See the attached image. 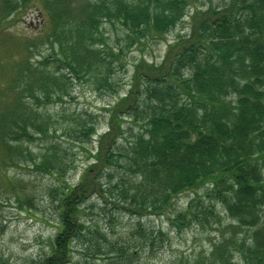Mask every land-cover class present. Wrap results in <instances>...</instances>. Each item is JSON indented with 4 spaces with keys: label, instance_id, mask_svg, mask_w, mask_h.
<instances>
[{
    "label": "trees",
    "instance_id": "obj_1",
    "mask_svg": "<svg viewBox=\"0 0 264 264\" xmlns=\"http://www.w3.org/2000/svg\"><path fill=\"white\" fill-rule=\"evenodd\" d=\"M27 1L0 0V11L18 10ZM187 8L188 0H44L36 9L47 22L38 34L48 55L32 63L28 57L21 65L14 61L13 77L24 82L14 95L35 103L61 101L68 96L66 80L82 76L94 90L116 96L101 108L106 130L71 186L59 157L36 159L12 143L21 135L31 142L58 131L51 117L18 99L0 109V147L8 158L27 160L58 187L47 190L56 196L51 200L58 203L60 224L42 264L71 263V243L83 234L81 214L92 196L115 194L131 216H166L179 225L196 199L168 216L174 199L201 188L232 223L206 260L194 264H232L234 255L243 264H264V0H225L190 14ZM186 17L188 31L167 45L161 62L148 64L141 56L128 83L119 80L116 70L125 71L127 51L162 40ZM104 25L114 31L115 44L106 41ZM61 69L72 76L58 74ZM123 85L128 89L120 97ZM71 122L82 149L95 141L98 117L78 114ZM23 195L15 192V201L22 204ZM135 231L140 246H111L108 264L129 262L145 240L151 243L139 222Z\"/></svg>",
    "mask_w": 264,
    "mask_h": 264
},
{
    "label": "rangeland",
    "instance_id": "obj_2",
    "mask_svg": "<svg viewBox=\"0 0 264 264\" xmlns=\"http://www.w3.org/2000/svg\"><path fill=\"white\" fill-rule=\"evenodd\" d=\"M43 2L44 0H28L18 10L8 11L7 14L0 11V109H9L12 100L15 103L18 99L21 103L29 102L27 104L33 105V109L41 116L48 114L51 117L58 131L50 130L44 137L36 135L31 142L21 135L19 141L12 143L25 153L31 152L36 159L43 155L47 158L53 155L59 157L66 167L62 172L64 182L71 186L78 183L83 169L91 162L88 151L95 150L98 135L106 130V113L101 108L113 102L116 96L94 90L87 84V77L82 79V76L66 80L68 96H64L61 101L40 100L35 103L26 97L18 98L14 95L16 87L24 84L20 80L17 84V79L13 77L14 61L21 65L28 57L32 63L39 54L48 55L47 45L44 44V39L40 41L38 34L47 25L45 15L36 11L37 8H43ZM224 2L225 0H188L187 10L190 14L194 8L217 7ZM80 4L83 2L79 1L76 7ZM1 7L0 3V9ZM77 13L76 9L73 10V14L77 16ZM187 20L188 17L185 18L186 22L177 24L162 40L127 51L125 71L116 70L119 80L128 83L132 64L141 59V56L148 64L161 62L167 45L177 34L188 31ZM101 30L106 41L115 44V34L111 27L104 25ZM34 38L36 39L32 40ZM27 47L30 51H27ZM47 69L54 71L49 66ZM58 74L72 76L67 69L59 70ZM127 89L128 85L121 86L119 96L122 97ZM78 114H82V117L88 114L94 119L98 117L95 128L97 135L93 137L95 141L86 144L84 149L75 139V124L71 122V117ZM50 124L52 126L51 122ZM132 127L134 132L137 127ZM15 160H10L0 147V264H42L51 251V242L55 241L60 224L59 210L55 208L58 203L51 200L56 196L51 195L50 198L47 190L50 187L51 194V190L58 187L53 178L47 174H39L31 168L30 162H25L27 160ZM206 190L207 188L197 190V195L192 191H185L174 199L168 216L185 210L188 203L196 199L191 212L186 211L179 225L172 223L166 216H145L139 219L131 216L124 212L115 194L107 195L104 200L92 196L84 204L81 214L85 224L83 234L71 243L70 264H108L111 246L131 250L140 246L142 239L135 231L138 222L150 236L151 243L145 240L146 247L140 248L139 254L124 264H194L198 259L206 260L212 244L219 241L221 236L226 238L230 234L228 228L232 223L218 201H209L204 196ZM15 192L25 193L22 204L15 201ZM230 258L232 264H243L235 255ZM205 260L204 264H209Z\"/></svg>",
    "mask_w": 264,
    "mask_h": 264
}]
</instances>
